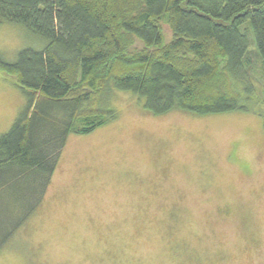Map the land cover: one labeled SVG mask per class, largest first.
I'll use <instances>...</instances> for the list:
<instances>
[{
	"label": "rangeland",
	"instance_id": "374dc122",
	"mask_svg": "<svg viewBox=\"0 0 264 264\" xmlns=\"http://www.w3.org/2000/svg\"><path fill=\"white\" fill-rule=\"evenodd\" d=\"M43 46L23 27L0 26L8 61ZM249 57L261 87L262 62ZM25 100L0 72V137ZM98 103L116 119L69 137L45 201L0 264H264L262 104L157 116L120 90Z\"/></svg>",
	"mask_w": 264,
	"mask_h": 264
},
{
	"label": "trees",
	"instance_id": "16d2710c",
	"mask_svg": "<svg viewBox=\"0 0 264 264\" xmlns=\"http://www.w3.org/2000/svg\"><path fill=\"white\" fill-rule=\"evenodd\" d=\"M7 24L44 46L0 53V72L26 94L0 137V252L45 201L69 137L116 119L98 105L111 91L157 116L264 108L249 57L264 71V0H0Z\"/></svg>",
	"mask_w": 264,
	"mask_h": 264
}]
</instances>
